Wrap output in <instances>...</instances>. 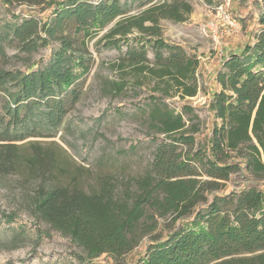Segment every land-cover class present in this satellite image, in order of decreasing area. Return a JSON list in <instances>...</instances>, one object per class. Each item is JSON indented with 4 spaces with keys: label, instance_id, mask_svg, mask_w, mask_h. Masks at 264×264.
I'll return each instance as SVG.
<instances>
[{
    "label": "trees",
    "instance_id": "obj_1",
    "mask_svg": "<svg viewBox=\"0 0 264 264\" xmlns=\"http://www.w3.org/2000/svg\"><path fill=\"white\" fill-rule=\"evenodd\" d=\"M239 1L256 6V27L251 41L225 57L215 72L218 89L206 107L213 118L209 134L200 138L195 110L184 105L178 113L155 97L148 122L162 138L153 137L152 158L142 173L101 177L89 191L77 183L55 182L34 196L33 218L69 239L81 253L73 256L78 264L102 255L124 262L146 237L147 246L135 264H264V0ZM0 3L44 14H12L0 24L4 174L21 166L39 178L55 174L58 166L49 148L29 142L32 152L26 158L20 144L50 140L63 130L94 65L92 42L113 22L96 49L120 51L124 45L120 68L134 70L139 84L156 82L162 99L196 97L199 60L161 38L159 23L184 22L192 12L187 0ZM135 9L140 12L128 15ZM239 21L244 25V19ZM40 48L49 51L45 63L5 68L19 54ZM9 50L14 54L8 55ZM126 86L115 84L114 89L121 93ZM233 176L244 179L238 190L228 189ZM160 226L165 236L155 234Z\"/></svg>",
    "mask_w": 264,
    "mask_h": 264
},
{
    "label": "rangeland",
    "instance_id": "obj_2",
    "mask_svg": "<svg viewBox=\"0 0 264 264\" xmlns=\"http://www.w3.org/2000/svg\"><path fill=\"white\" fill-rule=\"evenodd\" d=\"M210 1L211 4L207 0H187L192 12L184 22L174 23L166 19L159 22L161 38L181 46L199 60V89L194 98L181 100L174 96L162 99L153 80H142V84L136 82L137 73L134 70L120 68L126 50L124 45L120 51L102 46L96 49L95 43L106 30L113 27L114 22L93 40L89 51L93 54L94 65L83 81L81 100L68 116L63 130L50 140H26L20 144V153L25 154L26 158L32 152L29 142L38 141L49 148L58 166L55 174L51 178H39L28 174L23 166L7 174L0 170V264H78L73 256L81 253L71 245L69 239L33 218V198L40 187L55 182L61 185L77 183L89 191L96 188L97 180L101 177L136 176L142 173L152 158L155 147L153 137L162 138L148 122V111L155 97L157 102L162 101L178 113L182 112L184 105L195 110L200 117V138L209 134L213 118L206 107L211 93L218 89L215 72L225 57L239 53L251 41V33L256 27V6L251 1ZM138 12L140 10L135 9L128 15L133 16ZM12 14L44 16L33 7H7L0 3V24L10 20ZM226 16L238 25V30L228 28L223 21ZM240 19H244V25ZM209 24L216 29L203 34L201 28ZM7 53L14 54L11 50ZM48 58L49 51L40 48L31 55L19 54L18 60H10L5 68L23 69L24 65L45 63ZM123 83L127 84L126 89L117 93L114 85ZM184 118L187 119V116ZM262 161L264 163V155ZM78 167L82 169L77 170ZM243 182L241 176H233L228 182V189L238 190ZM260 185L264 186V181ZM155 234L165 236L166 232L160 226ZM148 241L149 238H144L125 257L124 262L102 255L87 264H135Z\"/></svg>",
    "mask_w": 264,
    "mask_h": 264
},
{
    "label": "built area",
    "instance_id": "obj_3",
    "mask_svg": "<svg viewBox=\"0 0 264 264\" xmlns=\"http://www.w3.org/2000/svg\"><path fill=\"white\" fill-rule=\"evenodd\" d=\"M225 23L227 24L228 28L231 30V31H236L238 30V25L234 22V21H231L227 16L224 17V20ZM214 29H216V27L213 25V24H209V25H206L204 27L201 28V32L203 34H205L206 32H209L210 31H214Z\"/></svg>",
    "mask_w": 264,
    "mask_h": 264
}]
</instances>
